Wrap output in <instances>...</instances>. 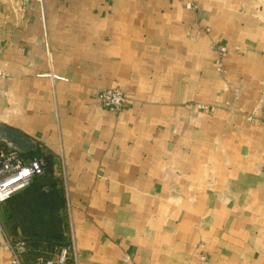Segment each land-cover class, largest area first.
<instances>
[{
  "label": "crops",
  "instance_id": "0c3cea01",
  "mask_svg": "<svg viewBox=\"0 0 264 264\" xmlns=\"http://www.w3.org/2000/svg\"><path fill=\"white\" fill-rule=\"evenodd\" d=\"M8 149L59 179L54 260L264 264V0H0Z\"/></svg>",
  "mask_w": 264,
  "mask_h": 264
},
{
  "label": "trees",
  "instance_id": "16d2710c",
  "mask_svg": "<svg viewBox=\"0 0 264 264\" xmlns=\"http://www.w3.org/2000/svg\"><path fill=\"white\" fill-rule=\"evenodd\" d=\"M34 159L37 158L28 160ZM45 161V174L35 178L27 188L15 194L2 209L9 231L14 236L21 235L20 239L13 237V241L26 244L27 249L22 256L24 264H37L40 257L49 261L57 250L68 244L63 232L56 234L52 231L46 232V229L36 230V227L59 226L62 223L59 208L63 206V199L56 188L58 181L52 177V164L46 159ZM41 179L47 183H43ZM47 187L51 188L49 192ZM13 203L14 210L6 206ZM66 264H72L71 260H67Z\"/></svg>",
  "mask_w": 264,
  "mask_h": 264
},
{
  "label": "built area",
  "instance_id": "2783aa9c",
  "mask_svg": "<svg viewBox=\"0 0 264 264\" xmlns=\"http://www.w3.org/2000/svg\"><path fill=\"white\" fill-rule=\"evenodd\" d=\"M187 8H196L191 3ZM225 49H223V52ZM40 77H51L54 80H65L63 77L53 73L42 74ZM100 105L115 113H119L127 103L126 92L121 88L105 89L97 95ZM207 109V108H206ZM47 163L43 158L34 160L26 159L21 152L8 149L0 150V235H3V244L13 252L11 264H24L23 254L26 252L25 242H14L5 234L1 221L3 206L17 193L27 188L35 178L45 174ZM66 250L56 260L48 261L46 264H66L68 257Z\"/></svg>",
  "mask_w": 264,
  "mask_h": 264
},
{
  "label": "rangeland",
  "instance_id": "374dc122",
  "mask_svg": "<svg viewBox=\"0 0 264 264\" xmlns=\"http://www.w3.org/2000/svg\"><path fill=\"white\" fill-rule=\"evenodd\" d=\"M57 179V178H56ZM40 181H42L43 183H47L46 182V180H44V179H41ZM57 181H59V179H57ZM57 225V224H56ZM41 230V229H46V232H50V231H52V233H56V234H59L60 232H64V233H66L65 234V237L67 238L68 236H69V227H68V224H66L65 225V228H63V225H59V226H45V227H36V230ZM12 236L14 237V238H17V239H20V237H21V235L19 234V235H17V236H14L13 234H12ZM67 244V243H66ZM59 249V248H58ZM59 252H61V249H59V250H57V252L56 253H59ZM60 254V253H59ZM201 259H202V257H201ZM204 259V258H203ZM52 260H54L53 258H50L49 259V261H52ZM48 262V261H47ZM71 263H73V264H75L74 263V260H72L71 259Z\"/></svg>",
  "mask_w": 264,
  "mask_h": 264
}]
</instances>
